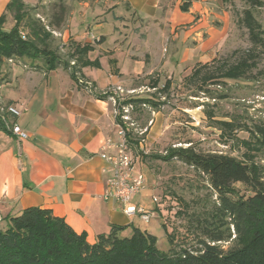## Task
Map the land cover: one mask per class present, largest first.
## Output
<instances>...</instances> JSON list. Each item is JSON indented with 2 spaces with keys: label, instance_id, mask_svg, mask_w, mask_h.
<instances>
[{
  "label": "crops",
  "instance_id": "crops-1",
  "mask_svg": "<svg viewBox=\"0 0 264 264\" xmlns=\"http://www.w3.org/2000/svg\"><path fill=\"white\" fill-rule=\"evenodd\" d=\"M206 1L73 0L54 37L62 46L74 41L93 47L87 57L100 68L81 70L89 90L61 67L44 70L39 59L2 62L0 106L24 109L13 123L28 137L0 131V231L9 217L31 207L50 210L90 244L112 226H127L122 234L141 228L137 216H126L122 205L102 196L111 168L100 153L107 140L118 141V126L115 99L98 95L108 91L117 98L114 90L129 88L139 76L212 59L229 18ZM146 186L129 204L154 208Z\"/></svg>",
  "mask_w": 264,
  "mask_h": 264
},
{
  "label": "trees",
  "instance_id": "trees-1",
  "mask_svg": "<svg viewBox=\"0 0 264 264\" xmlns=\"http://www.w3.org/2000/svg\"><path fill=\"white\" fill-rule=\"evenodd\" d=\"M56 1L59 12L52 15L53 21L48 25L27 18L23 0L9 1L6 9L13 13L14 25L5 31V16H0V65L4 60L27 59L34 62L39 59L44 70L61 67L77 86L89 90L81 70L100 68L98 60L91 61L87 57L93 47L69 41L62 46L65 58H61L51 47L53 33L61 28L67 14L65 0ZM249 3L260 6L254 0H249ZM188 5L189 2H185L181 10L186 11ZM238 23L246 30L252 47L234 62L224 60L194 67L187 82L195 84L199 91L208 92L206 88L209 85L219 86L230 80L249 79L255 69L256 50L264 46L262 27L251 9L243 10ZM21 29H25L26 33ZM169 85L167 81L160 92H166ZM157 86L158 79H152L150 87L155 89ZM98 97L103 100L113 98L116 110L127 107L130 113L159 107L152 99L139 97L120 102L108 91ZM14 118L6 113L0 114V131L10 134L6 125H14ZM115 118L117 125H122L119 115ZM216 125L225 144L237 141L236 130L249 132L248 139L237 141L244 149L242 159L202 153L192 145L171 146L163 155L152 156L164 162L178 160L192 168L204 177L208 188L216 195L214 209L196 217L193 229L198 234L192 245H177L172 231L163 221L169 245L166 252L158 250L157 238L145 230L132 227L129 236L123 235L127 226H112L108 234L98 235L96 241L90 244L84 234L75 233L50 210L31 207L18 216L9 217L5 230L0 231V264H264V165L256 161V156L264 153V123L254 125L253 129L242 128L233 121H220ZM126 133L130 147L138 145L137 140L132 138L131 129ZM235 183L243 185L246 192L237 193L233 187ZM160 204L162 201L149 212L162 218L165 207Z\"/></svg>",
  "mask_w": 264,
  "mask_h": 264
},
{
  "label": "rangeland",
  "instance_id": "rangeland-1",
  "mask_svg": "<svg viewBox=\"0 0 264 264\" xmlns=\"http://www.w3.org/2000/svg\"><path fill=\"white\" fill-rule=\"evenodd\" d=\"M4 1L0 0V6ZM254 1L259 2L260 6L250 5L249 0L206 1L213 10L224 9L229 18L222 44L209 61L178 69L169 67L159 70L160 72L155 70L151 75L133 79L125 90H114L120 102L130 97H139L152 99L159 104L158 109L148 107L128 115L133 125L129 128L132 138L137 143L141 141V146L133 144L131 147L135 171L145 175L150 199H157L154 207L161 201L165 207L162 218L156 216L148 223L142 222L140 229L144 230L146 226L151 230L161 252L169 249L162 221L172 231L177 245L190 246L198 234L193 229L197 215L214 209L216 195L208 188L204 177H200L192 168L178 160L164 162L153 159L152 156L163 155L171 146L192 145L202 153H217L242 159L244 149L237 141L248 139L249 132L236 130L234 135L237 141L225 144L216 123L233 121L242 128L246 126L250 129L256 124L264 123V46L256 50V67L249 79L230 80L219 86L209 85L206 88L208 92H201L195 84L187 82L194 67L206 63L217 64L224 60L234 62L240 54L252 47L246 30L238 23L243 10H252L254 18L262 27L264 39V0ZM72 2L73 0H65L66 9L70 8ZM23 3L27 18L40 21L43 25L53 21L52 15L59 12L56 0H23ZM3 15V29L8 31L14 25L13 13L5 8ZM120 30L123 32L124 28ZM21 31L26 33L25 29ZM60 39L58 36L54 37L51 47L61 58H65V49ZM152 79H158L155 89L150 87ZM167 81L170 84L168 90L160 92ZM256 161L259 165H264V153L260 152ZM233 187L239 194L246 192L240 183H235Z\"/></svg>",
  "mask_w": 264,
  "mask_h": 264
},
{
  "label": "built area",
  "instance_id": "built-area-1",
  "mask_svg": "<svg viewBox=\"0 0 264 264\" xmlns=\"http://www.w3.org/2000/svg\"><path fill=\"white\" fill-rule=\"evenodd\" d=\"M54 34V33H53ZM24 109H18L15 106H0V114L6 113L13 117H19ZM129 108L121 107L118 111L115 108V117L119 115L122 125H117V142L107 140L104 144V151L100 153V157L106 161L111 173L105 181V188L103 191V199L105 201L113 200L122 205L123 213L128 217L137 216L141 222L148 223L155 215L149 212L146 208L140 205L129 204L130 198L134 195L140 194L146 184V177L140 172L135 171V160L128 142L127 131L132 127L129 120ZM7 130L11 135L19 139H26L27 133L22 131L16 124L10 126L6 125ZM141 146V141L138 143ZM107 150H113L108 153ZM152 202H157L156 198Z\"/></svg>",
  "mask_w": 264,
  "mask_h": 264
}]
</instances>
